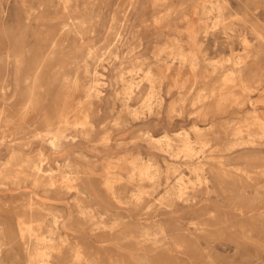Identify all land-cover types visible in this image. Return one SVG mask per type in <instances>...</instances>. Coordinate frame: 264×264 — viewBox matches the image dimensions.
Instances as JSON below:
<instances>
[{
    "label": "rangeland",
    "instance_id": "obj_1",
    "mask_svg": "<svg viewBox=\"0 0 264 264\" xmlns=\"http://www.w3.org/2000/svg\"><path fill=\"white\" fill-rule=\"evenodd\" d=\"M258 50L264 0H0V264H264Z\"/></svg>",
    "mask_w": 264,
    "mask_h": 264
},
{
    "label": "bare ground",
    "instance_id": "obj_2",
    "mask_svg": "<svg viewBox=\"0 0 264 264\" xmlns=\"http://www.w3.org/2000/svg\"><path fill=\"white\" fill-rule=\"evenodd\" d=\"M183 19L186 20V17H184ZM184 20H183V22H184ZM258 31L260 32V30H258ZM246 38H247V36H246ZM181 49H182V47L178 46V51H180ZM94 52H95L94 50H90L89 51L90 54H93ZM177 54L179 55V58H180L181 62L185 63L188 60V58H187V56L185 54L180 53V52H177ZM260 59L264 60V52L262 50H258L257 53H255V55L252 58L248 59V60L237 61V64L239 65L240 72L243 74V77L246 76V79H244V82H243V86H244V88H246V89H248L250 91H255V90L260 89V87L264 83V69H262L260 67V65H259ZM191 60H195V59H191ZM194 63L197 64L196 62H194ZM233 72H235V71H233ZM97 82L99 83V81H97ZM101 82L102 81H100V83ZM103 83H105V82H103ZM96 92H98V91H96ZM91 93L92 92H90L89 94L91 95ZM96 94H98V93H96ZM78 110H81V104L78 105L74 109V112L76 113ZM78 114H79V112H78ZM79 117H80V115H79ZM262 122L264 123V116H263V121ZM251 124H252V122L247 121V120L241 121L240 122V127H246L247 128V130L249 132V137H247V139H240V140H237V141L228 142L226 144L225 150L232 151L235 148H237L238 146H248V145L250 146L251 145V146L254 147L255 146L254 144H256L255 136L256 135L264 136V128H261L259 131H256L257 129L254 128V127H251ZM195 129L196 130H200L201 126L195 125ZM57 133L58 132H56V134ZM181 134H182L181 131H175L173 134L165 133L162 136H153L152 138H153V142L158 143V144H163L164 142H166L169 146L178 145L179 147H181L182 149H185V150L189 149V148L191 149V147H190L191 144L190 143L192 142V138L190 137L189 133H186V134H183V135H181ZM161 146H163V145H161ZM42 160L34 161V166H36L37 169H39V170L42 169V164H43ZM220 164H221V166H225V165L227 166L225 160H223V162L221 161ZM149 167H150L149 164L143 165L140 168V172L143 175L149 176V177H151L153 179L155 177V174L150 172ZM223 170H224V168H223ZM229 171H235V170L233 168H230ZM241 171L252 173V174H255V175H264V169L249 170L248 167L244 166V167H242ZM46 172L51 177H53L55 175L54 172H53V169L46 170ZM65 177L68 180H70L72 185L75 186L79 190V192L81 191V193L83 194V191L77 186L75 176L74 177L65 176ZM152 182H153L152 189L155 190L154 180H152ZM169 195H170V192H167L164 195L163 199L167 198ZM57 221H58V219L55 220L56 223H57ZM29 246L30 245H28V248H29ZM30 255H31L30 264H34L36 259H38V257L41 256L42 253L41 252L40 253H35L33 251H30ZM39 262H41V260H39ZM127 262L128 261L125 258H122V257H119V256H112L111 258H109L108 264H127Z\"/></svg>",
    "mask_w": 264,
    "mask_h": 264
},
{
    "label": "crops",
    "instance_id": "obj_3",
    "mask_svg": "<svg viewBox=\"0 0 264 264\" xmlns=\"http://www.w3.org/2000/svg\"><path fill=\"white\" fill-rule=\"evenodd\" d=\"M163 135H164V134H163ZM151 136L153 137L154 135H151ZM161 136H162V135H161ZM248 162L253 163V160L250 159V157H249Z\"/></svg>",
    "mask_w": 264,
    "mask_h": 264
}]
</instances>
